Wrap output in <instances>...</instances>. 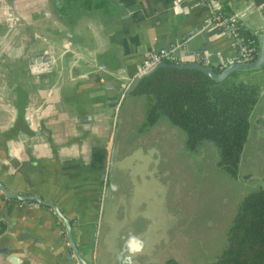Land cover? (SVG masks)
Here are the masks:
<instances>
[{
  "label": "crops",
  "instance_id": "1",
  "mask_svg": "<svg viewBox=\"0 0 264 264\" xmlns=\"http://www.w3.org/2000/svg\"><path fill=\"white\" fill-rule=\"evenodd\" d=\"M218 1L257 38L264 0ZM208 15L197 0L180 9L174 0H0V183L53 202L92 264L164 263L153 254L168 227L159 218L163 203L153 206L160 164L154 149L124 152L118 139L122 108L134 110L139 99L146 107L147 99L120 90L133 85L144 57L201 28ZM187 43L197 52H234L217 25ZM157 121L183 130L165 115ZM0 264L77 261L51 207L0 187Z\"/></svg>",
  "mask_w": 264,
  "mask_h": 264
},
{
  "label": "rangeland",
  "instance_id": "2",
  "mask_svg": "<svg viewBox=\"0 0 264 264\" xmlns=\"http://www.w3.org/2000/svg\"><path fill=\"white\" fill-rule=\"evenodd\" d=\"M259 76L264 80L263 74ZM144 102L136 101L132 105L135 111L128 105L122 108L118 139L124 152L135 146V150L154 149L153 160L157 158L160 164L156 176L161 184L154 187L153 206L163 203L159 218L162 222L166 219L168 227L164 226L154 257L178 264H218L214 260L226 244L227 230L241 197L258 184L264 187V88L251 118L236 178L219 169L218 153L211 141L204 140L190 149L183 130L170 132L160 121L146 125ZM257 116L261 121H255Z\"/></svg>",
  "mask_w": 264,
  "mask_h": 264
},
{
  "label": "trees",
  "instance_id": "3",
  "mask_svg": "<svg viewBox=\"0 0 264 264\" xmlns=\"http://www.w3.org/2000/svg\"><path fill=\"white\" fill-rule=\"evenodd\" d=\"M240 33L256 38L247 29L241 28ZM256 71H233L216 81L199 69L162 66L143 77L131 93L147 99L146 125L165 115L184 130L190 149L204 140L211 141L218 153L219 169L236 178L264 86ZM255 121H261V117ZM214 261L264 264L263 186L258 184L241 197L227 230L226 244Z\"/></svg>",
  "mask_w": 264,
  "mask_h": 264
},
{
  "label": "built area",
  "instance_id": "4",
  "mask_svg": "<svg viewBox=\"0 0 264 264\" xmlns=\"http://www.w3.org/2000/svg\"><path fill=\"white\" fill-rule=\"evenodd\" d=\"M185 0H174V6L181 8L182 2ZM198 3H205L209 7V15L205 19L201 28L209 25H217L222 32L231 40L234 52L229 56H224L219 51L204 50L197 52L188 47V39L190 35L199 31L201 28L190 31L186 36L175 39L169 46L159 47L150 52L137 65L135 74L129 84L142 74L148 72L160 61L168 62H197L205 65H211L213 57L216 58V66L220 69L225 65L233 62H243L252 60L257 52V40L253 37H246L240 33V29L244 28L240 17L231 12L223 11L218 0H197ZM217 1V3H215ZM254 34V33H252Z\"/></svg>",
  "mask_w": 264,
  "mask_h": 264
},
{
  "label": "water",
  "instance_id": "5",
  "mask_svg": "<svg viewBox=\"0 0 264 264\" xmlns=\"http://www.w3.org/2000/svg\"><path fill=\"white\" fill-rule=\"evenodd\" d=\"M256 29V35H257V52L255 57L252 60L249 61H243V62H233L225 65L224 67L220 69H216V67L205 65L202 63H197L193 61L189 62H168V61H160L158 62L153 68H151L148 72L142 74L139 76L133 83V85L127 89L120 90L121 94L123 96H127L129 93L132 92L133 88L138 84V82L145 76H148L152 74L154 71H156L158 68L162 66H172L177 68H195L199 69L203 72H205L207 75H209L212 79L216 81L223 80L225 77H227L231 72L233 71H248V70H257L264 67V24H259L255 26ZM37 57L46 59L48 56L44 53H38L36 55ZM0 187L5 191V194L9 197H14L17 199H33L37 201L38 203H42L44 205H47L51 207L54 212L60 217V219L63 221V224L65 226L68 241L70 244V247L72 249V255L77 261V264H92L88 262L80 253L78 247L76 246L73 238H72V231H71V223L70 219H68L63 213L59 210V208L51 201L44 200L40 196L37 195H21L17 193H9L3 185L0 183ZM11 259L16 262L17 259L11 257Z\"/></svg>",
  "mask_w": 264,
  "mask_h": 264
}]
</instances>
